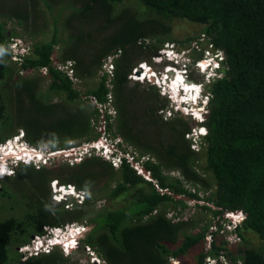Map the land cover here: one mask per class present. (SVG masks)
<instances>
[{
    "label": "trees",
    "instance_id": "trees-1",
    "mask_svg": "<svg viewBox=\"0 0 264 264\" xmlns=\"http://www.w3.org/2000/svg\"><path fill=\"white\" fill-rule=\"evenodd\" d=\"M38 3L50 12L54 6L60 8L52 15L53 32L46 42H33L40 30L34 17L36 0L21 4L0 0V47L8 48L12 39L22 37L7 31L8 20L24 27L33 42L29 54L17 62L10 60V51L0 52V84L10 82L9 92L0 88V145L20 131L30 146H48L50 151L68 149L82 140L92 143L94 136L97 140L99 132L91 126L95 110L88 112L87 107L92 106L80 100L72 81L56 65L71 67L75 79L84 82L94 80L103 60L114 56L112 90L105 89L102 78L103 82L98 79L96 87L87 90L86 95L94 96L99 103H104L109 93L112 95L116 115L114 120L107 118L105 134L119 151L136 160L146 157L143 168L151 181L137 175L126 160L114 169L96 156L57 173L46 167L35 170L20 166L14 181L20 184L27 179L47 218L27 222L39 223L38 226H27L9 217L0 219V264H69L56 251L22 261L17 251L11 256L8 245L12 239L16 248L27 244L34 233L44 234L42 227L80 222L86 218L84 209L102 198L122 203L97 212L82 224L93 225L84 246L95 249L107 264H175L199 246L202 248L195 255V264H205L207 258L215 259L216 264H222L220 258L228 264H264V248L244 245L243 234L251 232L264 241V0ZM65 11L69 13L62 18ZM173 20L202 26L205 42L199 46H210L225 57L221 76L208 87V111L199 125L207 135L201 140L199 153L193 152L185 139L191 127L183 118L174 115L164 119L168 102L159 90L128 79L138 64L149 63L165 44L175 42L188 50V44L200 41L198 37L182 42L171 40L169 23ZM58 24L64 30H58ZM64 31L66 38L61 39ZM56 47L61 49L58 57H54ZM191 52L196 54L192 48ZM31 72L45 73L50 80L46 94L39 89L41 77L31 76ZM51 94L58 96L57 102H52ZM199 160L204 162L200 170L210 174L212 186L196 169ZM164 173H177L180 177ZM54 180L83 191L87 197L84 206L75 211L54 206L49 190V183ZM2 188L0 204L9 205L3 199L13 200L19 193H11V185L3 184ZM196 188L203 193L199 194ZM27 199L31 202L22 206L30 209L35 202L33 196ZM186 201L193 202L196 219L185 221L183 212L177 213V208H187ZM3 208L0 205V211ZM224 211H242L246 215L237 231L242 243L231 245L221 233L223 223L219 216ZM34 214L26 211L24 221ZM209 236L210 249L205 245ZM11 258L15 263H11Z\"/></svg>",
    "mask_w": 264,
    "mask_h": 264
},
{
    "label": "clouds",
    "instance_id": "clouds-1",
    "mask_svg": "<svg viewBox=\"0 0 264 264\" xmlns=\"http://www.w3.org/2000/svg\"><path fill=\"white\" fill-rule=\"evenodd\" d=\"M170 48H163L160 51L161 54H159V55L164 56L163 57L164 61L162 59L159 61H154L156 66H159V67H161V69H163V72H162L163 76L160 75L161 83H162V79H164V73H171V74L176 73V75H180L181 78L184 77L186 79V83H188L189 81H192L194 84L193 87L197 88V90H194V89H189V90H183L182 89L181 90L180 89V94H179L178 91L173 92V90L168 88L167 86L163 87L162 85L161 86L157 85V84H153V85L159 90V94L163 98L167 99L166 101L168 102V107H169L168 110H170L172 112V109H173L174 115H178L181 117H188L190 119H193L194 122H196L198 127L196 129L194 128L192 132L187 133V134L191 136L192 133H195L194 136H196L197 139L192 140L193 135L191 136V138H187L186 137L187 134H185V139L190 142V149L195 153H199L200 147H201L200 146L201 140H202V138L206 137V135H207L206 129L204 127L199 126V125L204 122L205 116H206L207 111H208V105H209V100H210V94L208 92V87L213 80H215L221 76V73L219 71L221 70V68L223 66V62H224L225 57H224L222 52L214 51L213 48H210L211 52H212L211 56L208 55L206 58H205V56H204V58H202V56H201L199 60L194 61V59H192V62H190L189 61V58H190L189 53L191 56V53H192L191 48H189L188 50H182L180 52H176V54H174V52H173V51H175L174 46H172ZM192 49L194 50L193 46H192ZM9 51L11 52V54H13V59H15L14 62H17L18 60L22 59L23 57H25L29 54V45L27 44V42H23L20 38H14L11 40V43L9 44ZM169 51H171V54L173 55L172 58H169L167 56ZM110 57L112 58L111 64L113 65V73H114V59L116 57H114V56H110ZM110 57H107L103 60V64L99 70V71H102V74L99 75V80H101L103 82V79H104L103 84L105 86V89L108 91H111L112 88H108L105 85V83L107 81V76H106V74L103 73V67L107 64L108 58H110ZM203 64H205V66H203ZM143 66L147 67L146 68L147 71H149V70L152 71L151 67H148L145 63L139 64L138 67H141V69L143 70ZM133 70H135V73L137 72L136 68ZM133 70H132L131 74L129 75L130 77H128V79L130 81L137 82V83H139V82L142 83L143 81H150V82L154 83L153 79H150V75L153 74L154 75L153 78H154L155 82H157V78H158L159 73H155L154 71H152L150 73V75L147 76L146 79L144 80V77L141 78V75L143 73L140 76H137V74H136V76L134 77L133 76ZM191 71L193 72L192 74H197L200 77L199 83L188 79V77H187L188 72H191ZM112 79H113V77H112ZM164 80L168 81L167 85L171 86V84H170L171 81L168 78H166ZM110 84L112 85V80L110 81ZM86 96L88 97L90 95H86ZM170 102L173 105V107H171ZM164 112H166V111H164ZM196 113H198L197 117L194 116V114H196ZM94 142H96V141H94ZM26 145L30 146L25 141L24 134L21 131L18 132L15 136L10 138L9 140H7L6 143H3L0 145V173L3 174L2 176H0V183H3L5 180L14 177L16 174V170L20 166L24 165V166H29V167L35 168L33 160H30V162H28V163L27 162L25 163L22 160L23 155L31 157V154L28 151V148L26 147ZM193 146H197L198 151H195ZM102 149L107 150V148L104 147L98 151H102ZM120 152L123 153L122 151H120ZM87 157H90V156L85 155L83 159H86ZM143 158H144V160H143ZM123 160H125V158H123L122 161ZM141 160H143V162ZM145 161H147L146 157H142V159L137 160V162H141V164H142V173L141 172L138 173L137 170H135V169L134 170L136 171V174L139 175L140 177H142L144 180L151 181L149 173H147L143 168V163ZM106 162L110 163L111 166L116 168V169H118L121 166V164H120L118 167H115L111 160H107ZM46 165H48V164L44 163L41 165L40 168H44ZM147 175L149 176L148 179L145 178V177H147ZM177 176H179V174H177ZM58 185H60V186L58 187ZM68 186H70V185H61L57 181H52L50 183V188L52 191V193H51L52 199L51 200H52L53 204L66 203L65 204L66 207L68 204H72V206H71L72 209H74L75 207L82 206L84 204L85 200L82 202L81 205H79L77 203L79 201V198L76 196L78 195V192H80V191L74 185H71V186L75 187V191L68 190L67 193H65V194L62 193L59 189L61 187H65L66 189H68ZM187 186H188V184H187ZM59 199H61V200L59 201ZM71 208L67 207V210H72ZM239 214L243 217V219L240 221L241 223H239L234 230H232L230 232L227 231V234H235L238 237L237 231H238V229H241V227H242V225L246 219V215L242 211H224L219 216V218L222 219V223H223V227H224V224H227V225L231 224V222L233 220V216H228V215H239ZM67 225H72V224H66L64 227L63 226L53 227V228L52 227H45V228H52V229L57 230V231H55L53 233H47L45 231L42 236L35 238L34 240H32L31 243L22 247L21 248V254L24 256V258H25L24 260H28V259L34 258V257H39L42 255H48L51 252L55 251L56 249H59L62 252H65V251L69 252L70 251L71 253L73 251H75L76 246H78L80 244V242L83 240L81 237L87 232L86 228L88 226L84 225V224L77 226V227L73 226L72 228H70L71 231H69V228L66 227ZM57 234H60V235L56 236ZM240 241H241V239L237 243H240ZM237 243H233L231 245H235ZM45 249H49V252L46 253ZM88 249H90V248H88ZM22 250H24V251H22ZM90 251H93V250L90 249ZM90 251L88 250V252H90ZM93 252H95V251H93ZM87 256H89L88 259L86 260L88 262V264H100L97 261L95 263L94 262L92 263L90 261V254H88ZM98 257H100V256L98 255ZM21 260H22V258H21ZM24 260H22V261H24ZM105 263L107 264L106 261H105Z\"/></svg>",
    "mask_w": 264,
    "mask_h": 264
},
{
    "label": "rangeland",
    "instance_id": "rangeland-1",
    "mask_svg": "<svg viewBox=\"0 0 264 264\" xmlns=\"http://www.w3.org/2000/svg\"><path fill=\"white\" fill-rule=\"evenodd\" d=\"M16 1H18L21 4V3H25V2L27 3L28 0H16ZM36 3H37V5H36L37 14L35 16L33 14V16L37 18L36 23L38 24V27H39L40 30H39V33L34 35L33 42H34V40L36 42H46V41L49 40V38H50V36H51V34L53 32L52 15L56 14V12L59 11L60 8L57 7V6H54L53 10L50 12L43 5V3H38V0H36ZM20 6L24 9L23 5H20ZM12 10H13V8H12ZM68 13H69V11H65L64 13H62L61 14L62 18L67 16ZM34 17H32V19H34ZM60 21L62 23L63 19H60ZM169 26H170V30H171L169 36H170L171 40L182 42V41H184V40H186L188 38H197V37L199 38V40H200L199 42H197V43L192 42L191 44H188V45H190L191 48L193 46L194 47V51H196V54L195 53H191V56H190V53H189V57H190L189 61L190 62H192V59H194V58H198V57L200 58L201 56H202V58H204V56L206 58L208 55L209 56L212 55L210 46H202V45H201V47L199 46V43H204L205 42L204 41L205 39L202 36V30H203L202 26L190 23V22H188L186 20H181V21L173 20V21H171L169 23ZM5 27H6L7 31L16 32L17 34L19 33V35H22V37L20 39L23 42H27V44L29 45V49H30V45L33 42H32V40L30 38L27 37V35H26L27 32L24 30V27H21V26L17 25L15 21H11V20L6 21V26ZM58 30H60V31L64 30L61 24H58ZM60 38L61 39H65L66 38L65 31L60 35ZM172 45H174V49H175V51H173L174 54H176V52H180V51L184 50V49L179 48L178 46H180V45L178 43H175V42L174 43H170L169 46L167 44H165L163 46V48H170V47H172ZM160 51L155 56L150 58V62L149 63H145L148 67H151L152 71H154L155 73H159L158 74V78H157V82H155V80H154V83L150 82V81H143L142 83L139 82L140 84H147V85H143V87H146L148 85H153V84H157V85L161 86V81H160L161 77H160V75L163 76V74H162L163 69H161V67H159V66H156L155 62H154V61H159L161 59L164 61V58H163L164 56H162V55L160 56L159 55V54H161ZM0 52L3 53V54H7L9 52V45H8V48L0 47ZM60 53H61V49L60 48L58 49L56 47L55 51H54V57H58L60 55ZM167 56L169 58H172L173 55L171 54V51H169ZM9 58H10V60L12 62L15 61V59H13V54H10ZM109 64L110 63L107 62V65H109ZM141 64H143V63H141ZM138 66H139V64L137 65V67ZM137 67H136V69H137ZM103 71L105 72L104 69H103ZM192 71L188 72V75H187L188 79L199 83L200 77L197 74H192L193 73ZM101 74H102V71H99L94 80L91 79V80L84 81V82L76 80L75 82H73V88L80 93V96H81L80 100L85 105L87 103V104H89L91 106L90 102L87 99L86 91L89 90V89H94V87H96L97 81L99 79V75H101ZM33 75H37V76L41 77V81L38 83L39 84V89L44 94H46L47 93V89L50 86V80L47 79L46 76H44L45 73L34 74L33 72H31V76H33ZM152 76L154 77V75H152ZM128 77H130V76H128ZM111 80H112L111 75H108L106 83L110 84ZM131 82L133 83V81H131ZM0 88L1 89H5L7 92H9L10 82L6 81L5 84H0ZM49 97L52 98V102L53 103L57 102L56 97H58V96H55V95L51 94V96H49ZM170 105H171V107H173L171 102H170ZM8 107L10 108V106H8ZM167 108L169 109L168 105H167ZM87 109H88L89 113H92L93 110H95V109H93V107L92 108L91 107H87ZM95 112H96L95 116L91 120V123H92L91 126L93 127L94 132H96V133L99 132V135H101L102 133L100 132V129L102 128V124H103L102 123V119H101L100 115L98 114L97 110H95ZM173 116H174V110L172 109V112L170 110H167L165 112V118L164 119L168 120V119H170V117L172 118ZM194 116L197 117L198 113L194 114ZM177 117L183 118L188 123V125L191 127V131L190 132H192L194 128L196 129L198 127L195 124L196 122L194 123L193 119H190L188 117H181V116H177ZM194 134L195 133H192V135H193V139L192 140H196L197 139V137L194 136ZM93 139L95 140V136L93 137ZM94 140H93V142H94ZM97 140H95V141H97ZM6 142H7V140H5L4 143H6ZM108 143H110V144L112 143V141L109 138H108ZM71 144H73V143H71ZM76 144L77 145H72L71 147H76V148L80 149L79 147H81L82 144H85V141L82 140V141H80V143H76ZM104 147H106V146H101V148H104ZM40 150L42 151V153L50 151L48 146H45L44 149H40ZM130 151H133V149H131ZM110 152H112V151H110ZM104 153H108V151L104 150V149H102V151H95L93 154L90 155V157L91 156L92 157L96 156V157L101 158L103 161H107L108 159L104 156L105 155ZM140 159H142V157ZM82 161H84V159H82L81 161H77L76 159H72V157H70L68 159H66V158L63 159V158L57 157V158H55V160L49 161L47 163L48 165H46L45 167L47 169H51L52 171H55L57 173V171L61 170V169L65 170V171H68L69 169L67 167H74L76 164H78V163H80ZM203 165H204V162L202 160H199V163L196 166V169L198 170L199 174H201L204 177L206 182L209 183L212 186L213 185V180H212L210 174H203V172L200 170ZM34 169L35 170H40L42 168H37V169L34 168ZM114 169H116V168H114ZM164 175H169V176H172V177H176L177 176L176 173H169V174H167V173L165 174L164 173ZM9 181H13V179H10ZM54 181H56V180H54ZM5 182L0 183V188L3 187V184H4L5 187L10 186V185H8V180H5ZM50 183H49V190L52 193L51 188H50ZM67 185H73V184H67ZM11 186H14L13 192L15 194L17 193V189H21L22 190V194L25 193L24 189L28 190L25 187V184H23V183L22 184L14 183V184H11ZM100 188H101V185H98L96 189L99 190ZM59 189L64 194L67 193V191H68V189H66L65 187H61ZM196 189L198 191H200L199 194L203 193V191L199 190V188H196ZM194 192H197V191L195 190ZM86 198L87 197H85V200H86ZM3 200L6 203H8L9 205H12L11 200H7L6 198H4ZM121 203L122 202H120V201H118V202H110L107 199H103V198L100 199V200L98 199V201L94 202L91 207L84 209L85 212L87 211L86 212V218L84 217V219L82 221H80V222H72V223H69V224H72V226H74V227L83 225L82 224L83 221H87L88 219L93 218L97 214V212L103 211L105 208H108L110 210L114 209V208H117L118 205H120ZM65 204L66 203H61V204L56 203V204H54V206H57V207L63 206L64 209L67 210V207L65 206ZM0 205H3V207L5 206V208H3L0 211V219L1 220H3L4 218H6L7 216H9V215H11L13 213L20 212V208L19 207H16L14 210H8L10 208L9 205H6V204H0ZM186 205H187V208L184 209V210L181 209V208H177V213L178 212L179 213L183 212L181 217L185 221L189 220L190 218H195L196 219V217H197L196 213L197 212L194 210L193 202H187L186 201ZM83 206L84 205L79 206V207H75L74 209L71 208L72 210H68V211H75L77 209L82 208ZM199 217L202 218L203 216H199ZM92 228H93V225L92 224L91 225L88 224V227L86 228L87 232L81 237L83 240L80 242V244L78 246H76L75 251H73L72 253L70 251L69 252L68 251L62 252L59 249H56L55 251L58 252V253H61L69 264H76V263L77 264H88V262L86 261L88 259V257H89L87 255L90 254V252H88V250L90 251V249H91V250L95 251V249H93V248L88 249V247H85L84 246V240L86 239V237L88 236L89 231ZM45 229H46L45 227H42L43 233L45 232ZM197 230H198V228L192 230L191 233H194ZM243 234H244V237H245L244 245H246L248 247H251V248H254V249L264 248V241L258 240L256 238V236H254L251 232H243ZM59 235L60 234H57L56 236H59ZM39 236L40 235H36L34 233L33 235L30 236V241L27 244L31 243L32 240H34L35 238H38ZM240 243H242V240L240 241ZM27 244H24L23 246H19V247L16 248V242L12 239L11 243H9V245H8V251L11 254L12 257L14 256V252L17 251L21 255L20 258L25 259L24 256L21 254V248L26 246ZM201 248L202 247H200V246L199 247H195L193 250L189 251L186 255L182 256L180 258V260H178V262H174V263L175 264H195V255L198 252L201 251ZM22 251H24V250H22ZM220 262L222 264H228V261H226L225 259L224 260H220ZM11 263H15V261L12 260V258H11Z\"/></svg>",
    "mask_w": 264,
    "mask_h": 264
},
{
    "label": "built area",
    "instance_id": "built-area-1",
    "mask_svg": "<svg viewBox=\"0 0 264 264\" xmlns=\"http://www.w3.org/2000/svg\"><path fill=\"white\" fill-rule=\"evenodd\" d=\"M111 60L112 58H108V62L110 63L109 65H105L103 67V69L105 70V72L103 71L104 74H106V76L111 75V77H113V65L111 64ZM57 69L61 72H65L67 77L73 82L76 81L74 75H73V71L71 69V67L68 66H60V65H56ZM133 76H136L135 70H133ZM106 87L108 88H112L111 84L105 83ZM88 101L90 102L91 106L97 110L98 114L100 115L101 119H102V128L100 129V132L102 133L100 135V137L98 138V140L96 142H92V143H85L82 144L81 147H79L80 149L76 148V147H70L68 149H64V150H60V151H48L45 153H42V151L40 149H37L35 147L32 146H28L26 145V147L28 148V151L31 154V157L22 156V160L26 163L30 162V160H33L34 162V167L40 168L42 164L44 163H48L51 160H55V158L60 157V158H70L72 157V159H76L77 161H81L85 155L90 156L91 154H93L94 151H98L100 150L101 146H106L108 153H104L105 157L108 160H111L112 163L114 164L115 167H118L121 162L122 159L125 158V160L127 161V163L135 170L138 171V173H142V164L141 162H137V160L134 158V156H132L129 153H121L118 148L113 145L112 143H108V137L105 134L106 131V123H107V118H109V120H114V117L116 115V111L112 105V95L109 93L106 96V101L104 103H99L98 100L93 97V96H88L87 97ZM109 100V101H108ZM187 138H191L190 135H186ZM195 151H198L197 146H193ZM77 149V150H76ZM95 149V150H94ZM112 151V152H110ZM119 155V156H118ZM121 157V158H120ZM144 160V158H143ZM143 160H141L143 162ZM146 179L149 178V176L147 175V177H145ZM70 191H75V187L73 186H68ZM79 198V201L77 202L79 205L82 204V202L85 200V193L80 191L78 192V195L76 196ZM61 199H59L60 201ZM72 204H68L67 207L71 208ZM228 216H233V220L231 222V224H224L223 230L221 231V233L224 235V237L226 238V240L230 243H237L240 239L237 237V235L235 234H227V231H232L236 228V226L241 223L240 221L243 219V217L239 214V215H228ZM67 228H69V231H71L70 228H72V225H67ZM216 228H211V231H214ZM45 231L47 233H53L57 230H54L52 228H46ZM37 240V239H36ZM38 241V240H37ZM211 242H212V238L211 236L206 238V243L205 245L207 246L208 249L211 248ZM46 253L49 252V249H45ZM36 253V252H35ZM24 260V259H22ZM220 260H224L223 258H220ZM90 261L93 263H95L96 261L100 264H106L104 260H102L100 257H98V255L93 252L90 251ZM205 264H216V260L212 259V258H207L205 260Z\"/></svg>",
    "mask_w": 264,
    "mask_h": 264
},
{
    "label": "flooded vegetation",
    "instance_id": "flooded-vegetation-1",
    "mask_svg": "<svg viewBox=\"0 0 264 264\" xmlns=\"http://www.w3.org/2000/svg\"><path fill=\"white\" fill-rule=\"evenodd\" d=\"M10 179H13V181H9ZM16 179V176H14V177H12V178H9V179H7L8 180V185H11V184H14V183H16L14 180ZM26 180V182H27V179H25ZM5 182V181H4ZM26 182H23V184H25V187L28 189V190H25L24 189V194H22L19 190L20 189H17V191H18V195H17V197L15 198V199H10L11 200V202H12V205H11V210H14L16 207H19L20 208V212H17V213H13V214H11V215H9V216H7V217H9L8 219H14V221H22L23 223L22 224H24V225H27V226H38L39 225V223H34V224H29V223H27V222H30V221H34V220H36V221H42V220H46V218H47V216H46V211L43 209V207L42 206H40V205H38L37 203H36V199H34V193H33V189L30 187V183H26ZM6 183V182H5ZM18 184V183H17ZM20 184H22V183H20ZM10 190H12L11 191V193H13L14 194V192H13V189H14V186H11V188H9ZM3 190V188L1 187L0 188V192ZM32 196H33V207L32 208H28V207H26L25 206V208H23V203L24 202H26V203H28V202H31V201H29L27 198H32ZM15 200H18V202H14ZM26 211H32V212H34L35 214L33 215V216H27L26 218H28L29 217V219H27V220H25L24 221V219H23V215H25V212ZM25 218V219H26ZM6 218H4V220H5ZM35 221V222H36Z\"/></svg>",
    "mask_w": 264,
    "mask_h": 264
},
{
    "label": "bare ground",
    "instance_id": "bare-ground-1",
    "mask_svg": "<svg viewBox=\"0 0 264 264\" xmlns=\"http://www.w3.org/2000/svg\"><path fill=\"white\" fill-rule=\"evenodd\" d=\"M203 66H205V64H203ZM147 67H145V66H143V70L141 71V73H143L142 75H141V78H143L144 77V80L146 79V77L147 76H149L150 75V73H151V70H149V71H147V69H146ZM204 68V67H203ZM153 74H151L150 75V79H153V81H154V78H153V76H152ZM139 76V75H138ZM166 78H168L170 81H171V86L170 85H167L168 84V81H166V80H164V79H166ZM164 79H162V83H161V85L163 86V87H168V88H170V89H172L173 90V92H175V91H178V93L180 94V89L182 90H189V89H194V90H197V88H195V87H193V82L192 81H189L188 83H186V79L183 77V78H181L180 77V75H176V73L175 74H172V76H168V73H164ZM161 81V80H160ZM3 174L2 173H0V176H2ZM57 189V188H56Z\"/></svg>",
    "mask_w": 264,
    "mask_h": 264
},
{
    "label": "water",
    "instance_id": "water-1",
    "mask_svg": "<svg viewBox=\"0 0 264 264\" xmlns=\"http://www.w3.org/2000/svg\"><path fill=\"white\" fill-rule=\"evenodd\" d=\"M141 71H142L141 67H138V68H137V72H136L137 76H138V75L140 76V75L142 74ZM169 75L172 76L171 73H168V76H169ZM59 186H60V185H58V187H59ZM65 187H66V186H65Z\"/></svg>",
    "mask_w": 264,
    "mask_h": 264
}]
</instances>
